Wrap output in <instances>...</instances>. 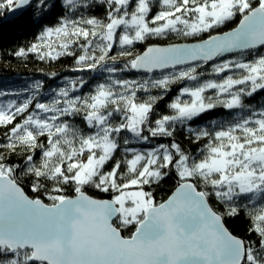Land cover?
Returning a JSON list of instances; mask_svg holds the SVG:
<instances>
[{"label": "snow or ice", "instance_id": "6c2138e0", "mask_svg": "<svg viewBox=\"0 0 264 264\" xmlns=\"http://www.w3.org/2000/svg\"><path fill=\"white\" fill-rule=\"evenodd\" d=\"M100 3L0 0L15 57L96 74L0 88V264H264V0Z\"/></svg>", "mask_w": 264, "mask_h": 264}, {"label": "trees", "instance_id": "16d2710c", "mask_svg": "<svg viewBox=\"0 0 264 264\" xmlns=\"http://www.w3.org/2000/svg\"><path fill=\"white\" fill-rule=\"evenodd\" d=\"M97 6L89 10V15H95L97 17H102L104 15V5L100 3V0H96ZM6 15V14H5ZM238 23V19L230 23L228 27L222 30L227 31L231 27H235ZM34 29L28 26L27 19H20L16 22H4L0 20V88H12L18 87L23 84L33 83L36 80L42 81L45 85V91L48 88H56L58 86H63L65 78L74 79L76 77L83 76L86 80L95 76V73L91 72H76L73 71L75 67L74 59L72 57H63L55 62H40L34 56L29 57H15L12 53L19 47L26 46L34 39L35 34ZM185 42L182 38L172 36L171 39L168 38H150L148 44H167ZM148 44H137L134 51H142ZM261 53L264 52L263 49H259ZM79 54V53H77ZM115 55V51H113ZM210 67V65L208 66ZM51 73H56V77H51ZM143 73H128L125 78H139L143 76ZM95 81H93L94 83ZM173 89H178V86L174 85ZM85 92L88 88L84 89ZM209 95L211 93H208ZM176 95V91H172L170 95L159 105L157 111L166 112V104L171 101V99ZM252 103H264V91L258 93L255 98L250 101ZM227 110L216 109L213 112V117L219 119L226 114ZM204 119H209L205 117ZM79 123V119L76 120ZM200 121H197L199 124ZM196 126V125H193ZM178 139L184 140L183 135L178 134ZM160 142H167L166 139H161ZM134 146L140 147L138 143L134 142ZM187 146V145H186ZM174 186V177L163 180L158 186H153L149 190L155 192L156 198L158 200L166 198L170 194V189ZM90 195H96L95 190L89 189ZM102 197L105 194H100ZM246 228L245 222H236L235 231L239 234H243ZM127 235V233H125Z\"/></svg>", "mask_w": 264, "mask_h": 264}, {"label": "rangeland", "instance_id": "374dc122", "mask_svg": "<svg viewBox=\"0 0 264 264\" xmlns=\"http://www.w3.org/2000/svg\"><path fill=\"white\" fill-rule=\"evenodd\" d=\"M263 49V48H262ZM264 53V52H263ZM26 85H30V83H27ZM25 84L21 85V86H18V87H12V88H8V89H12V90H20L22 89L23 87L26 86Z\"/></svg>", "mask_w": 264, "mask_h": 264}, {"label": "water", "instance_id": "95a60500", "mask_svg": "<svg viewBox=\"0 0 264 264\" xmlns=\"http://www.w3.org/2000/svg\"><path fill=\"white\" fill-rule=\"evenodd\" d=\"M6 15H7V14H6ZM261 49H262V48H261ZM133 73H137V72H134V71H133ZM138 74H140V73H138Z\"/></svg>", "mask_w": 264, "mask_h": 264}]
</instances>
